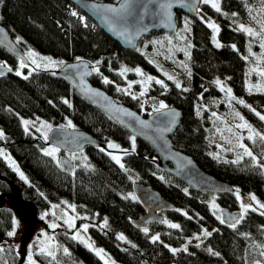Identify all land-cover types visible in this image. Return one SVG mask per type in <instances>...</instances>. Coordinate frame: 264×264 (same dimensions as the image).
Instances as JSON below:
<instances>
[{
  "label": "trees",
  "instance_id": "16d2710c",
  "mask_svg": "<svg viewBox=\"0 0 264 264\" xmlns=\"http://www.w3.org/2000/svg\"><path fill=\"white\" fill-rule=\"evenodd\" d=\"M200 4L202 12L213 16L219 26L217 42H213L212 29L200 17L178 11L179 29L175 33L150 30L138 39L134 49H125L68 0H0V23L20 50L33 49L61 58L63 62L87 59L99 69L98 72L92 69L89 80L142 114L146 113L139 110L136 97L117 88L122 81L121 67L140 66L157 75L156 68L160 65L165 68V62L171 57L180 60L177 73L182 86L177 88L171 80L166 83L165 91L163 87L153 90L168 106L175 105L183 112L181 124L171 140L201 168L231 183L235 190L223 195L192 190L157 166L156 156L147 143L135 138L133 150V136L79 96L53 69L28 66L21 69L20 60L0 47V63L12 69L0 75V130L4 133L0 147L15 162L11 166L0 154V247L4 249L0 252V264H28L22 252L19 254L15 244L8 241L7 233L13 226L14 216L4 201L10 188L34 211L51 203L73 204L85 216L92 241L101 245L117 264L264 263V256L260 255L264 251V215H261L264 209L255 203L252 206L256 211H239L241 201L237 199V195L245 198L251 194L264 204V170L244 154L237 142L239 134L226 131L229 120L213 115L207 107L217 96L213 79H222L232 89V96L245 102L238 103L239 116L228 110L227 117L247 122L254 133L264 134V121L253 111L256 107L264 108V76L261 75L264 71L254 69L255 56L264 60V49L260 47L264 43V0H218L220 12L211 3ZM73 12L77 15H72ZM241 24L252 28L255 35L241 31ZM17 37L21 38L20 43ZM16 71L21 75L17 76ZM105 78L110 83L105 84ZM217 109L224 111L219 105ZM19 116H38L53 125L71 121L77 128L104 140L106 147L115 143L124 167L107 150L85 145L78 150L82 160L72 161V169L65 170L56 157L44 154L41 147L48 145L45 139L40 140L26 131ZM228 134L230 138L226 137ZM248 137L239 139L252 153L264 154V141L259 136L253 135V140ZM20 172L26 179H21ZM134 182L151 186L174 205L175 208L162 212L163 222L143 228L131 225L130 219L143 212L137 198L132 199ZM212 203H218L219 210L241 212L243 219L235 228L221 223L217 219L221 215ZM171 223L180 227L171 228ZM144 228L148 229L147 234ZM204 230L211 235L205 236ZM199 233L202 234L199 242H189L187 250L179 248L173 253L168 246L178 248ZM120 235L125 239H118ZM53 236L52 255L42 254L40 250L34 253L41 264H106L63 228L53 229ZM152 236H159V240L153 242ZM25 240L24 234L21 245Z\"/></svg>",
  "mask_w": 264,
  "mask_h": 264
},
{
  "label": "water",
  "instance_id": "95a60500",
  "mask_svg": "<svg viewBox=\"0 0 264 264\" xmlns=\"http://www.w3.org/2000/svg\"><path fill=\"white\" fill-rule=\"evenodd\" d=\"M68 1L89 16L98 27L115 40L120 47L125 49H134L138 39L150 30L175 33L179 29L177 12L181 11V13L186 15L196 17L201 3V0H172L173 7L167 10L171 13L169 18L164 10L159 9L155 5H149L145 13L140 4L145 3L146 0H137L132 16L122 24L117 23L115 30H113L112 21L114 14L106 12L105 9L110 6L119 7L121 0ZM92 5L97 7L94 8ZM0 29H3V32H0V47L4 48L11 56L18 58L20 61L23 60L27 64V58L23 51L20 50L6 27L1 23ZM121 30L124 31L123 35L119 34ZM138 31L139 35H137ZM68 65H78V67L70 68ZM8 69L9 67H5L0 69V72L5 74ZM53 72L64 80L79 96L108 115L132 136L147 143L156 156L154 162L157 166L174 178L179 179L185 185H189L192 190L196 192L209 191L210 193L222 195L235 191L231 183H226L209 173V171H205L187 152L177 149L173 144L171 136L174 135V131L181 124L183 113L175 105L167 106V108L159 112L155 110L146 114L138 112L127 104L116 100L102 87L93 84L89 80L93 72L91 64L84 58L64 61L63 64L53 69ZM127 113H133L134 116H129ZM141 121H146L149 126H143L140 123ZM166 128H171V131H163ZM47 133L49 139L44 142L60 150L61 153L58 155L57 160L59 165L65 170H71L73 167L72 161L65 156V152L78 151L85 145L106 148L104 140H99L82 128L53 126L52 130H48ZM132 191L143 208V212L139 216L130 219V223L134 227L143 228L150 223L163 222L165 218L162 212L175 208L166 197L149 185L134 182L132 183ZM219 212L221 218L225 220V225H230L233 223V218L241 215V212H232V210L229 211L222 208Z\"/></svg>",
  "mask_w": 264,
  "mask_h": 264
},
{
  "label": "rangeland",
  "instance_id": "374dc122",
  "mask_svg": "<svg viewBox=\"0 0 264 264\" xmlns=\"http://www.w3.org/2000/svg\"><path fill=\"white\" fill-rule=\"evenodd\" d=\"M215 2L218 3V0H215ZM201 7L202 6H200L198 8L197 16L200 18L203 17L204 18L203 22H205L206 24H207V22L216 24L215 21L213 20V16H208L204 12H202ZM214 35L216 37V42H217V38H219L217 36L218 33L213 32V36ZM31 50H33V49H31ZM28 51H29V49L26 50L25 52H23L27 58V64L26 65L28 67H36V65L32 64L31 58H29V56H28ZM33 51H35V50H33ZM35 52L38 53L40 57H51L53 60H55L57 62L62 61L61 58L55 57L53 55L40 53L38 51H35ZM255 58L257 60L256 61L257 63L254 65V69L255 70L257 69L259 72L264 71V66H263L264 60L262 61L257 56H255ZM178 61H180V60H176L175 58L171 57L170 61L165 62V65H166L165 68L163 67V65H160L161 63L158 64L157 66H159V65L160 66L158 68H156V71H157L156 74L157 75H153V74L145 71L140 66H122L120 69V75L123 72V75H121L122 81H121L120 85L118 84L117 88L135 96L137 101H138L139 110L141 112L149 113V112L155 110L156 108L159 107L160 102H163L165 105L168 106L167 102H165L162 97L160 98L159 96H157V93L153 92L154 89L156 90L157 88L161 87L160 85L155 83V79L162 80L164 82V84L167 85L166 83L168 81H171L168 79V75H170L173 77L172 81H174L175 84L177 82H179L180 85L182 86L181 81H180V77L177 73L180 71L179 67L181 64ZM181 62H184V58L181 60ZM38 63H40L42 65L40 68H46V69H55L61 65V64L57 63V65L54 67L53 66L44 67L43 64L46 62L40 61L39 59H38ZM260 63H262V64H260ZM91 68L92 69L95 68L93 64L91 65ZM137 68L141 69L142 74H138L135 71V69H137ZM165 73H167L168 75H165ZM148 76H152L155 79L153 81H148L147 80ZM216 80H219L221 82V84L217 85L215 83ZM213 81H214V85H215V90H217V96L214 98L213 104L207 105V107L209 109H211L213 111V113H216V115H218L219 118H222L224 120L225 119L229 120L226 122V126H225V128L227 127L226 131H229V133H231V132H234L235 134L237 133V134H239V138H241V139H242V137H245V136L254 135V130L252 133H250L248 128L242 127V125H244L247 122H243V121H240L237 119L232 120L231 118L227 117L226 114H227L228 110H232L234 113H238V110H239L237 108V106L239 107L238 101L236 98L232 99V97H234V96H232V92H231V94H229L226 91L221 90V86H223L224 88H229L224 80L214 78ZM256 82L257 81H255L254 84H256ZM257 88H261V87L257 86ZM166 89H167V87L166 88L163 87L164 91ZM141 92H143L144 95H140ZM218 102H220V104H218ZM218 105L220 106V109L224 110L223 112H219V110L217 109ZM255 109H256L255 110L256 112H259L260 114L264 115V108L256 107ZM19 118H20L21 124L24 127V129H25V125L22 123V121L23 120L32 121V123H30L27 126V130H29L32 134H34L35 136L40 138V140L41 139L44 140L43 134L49 130L48 128L43 126L44 124H50L52 127L53 126H60L61 127L62 125H63V127H69L68 123H67L69 121L65 122L62 125H53L51 122H49V121H47L41 117H38V116H34V117L19 116ZM71 124H72V127H70V128L76 127L74 125V123L71 122ZM238 125H241V127H237ZM38 128L40 129V131H37ZM226 137L230 138V135L228 134V136H226ZM239 138L237 139V142L238 143L240 142V144H243L242 140ZM113 144H115V143H113ZM108 145L109 144H107V147L105 148V150H107L111 154V157L112 156L119 157L120 163H121V156L119 153V150H120L119 147L113 149V148H109ZM53 147H55V146L44 144V145H42L41 148H42V150H44V149H51ZM0 152H2L1 155L6 159V161L11 166H13V164L11 162L14 160H13L11 154L8 151L4 150L2 147H0ZM59 153H61V152L58 151L55 153L56 158L58 157ZM253 155L256 157V160H253L254 163L257 165H260L262 167V169L264 170V154L253 153ZM65 156L67 158H69L71 161H75L76 159H79V158L82 160V158H83L82 153L79 151L67 152V153H65ZM81 162H84V161H81ZM251 196L252 195L250 194L249 197H245V198L240 197L241 204L242 203L251 204V205L255 204L256 201H252L250 199ZM4 204L12 210V213L14 216L13 226L10 229V231H12L14 233V235L9 236L8 241L13 242L15 244L16 248L18 249L19 254H21V252H22L23 260L28 262V256L31 255L32 260L35 262V264H41L36 259L34 253L36 251L40 250L41 248H45L46 252H51L53 249V244H54L53 229L63 228L64 230L69 232L72 236H74L76 234V232L79 231L80 232V238L77 240L81 241L86 246L88 243H90L92 245L91 250L96 254H97V250H103L100 253V255H98V256L106 264H117V262H115L112 259L110 254L101 245H98L92 241V239L88 233V229H87V231L83 230L82 226L86 224V218L84 215L78 213L76 211L75 207L74 208L71 207V206H74L73 204L68 203V202H64L61 204L60 203H51L49 206H47L46 208H44L40 211H34L33 210L34 208L30 204L22 203L19 200V198L16 196V194L14 193V190L11 188L6 193V199L4 201ZM213 204L216 205L215 209L217 210V213L220 214V212H219L220 205H218V203L217 204L212 203L211 205H213ZM54 205H55V207H53ZM256 206L259 207V205L257 203H256ZM240 210L243 211L241 206H240L239 211ZM69 217L73 218V222L75 224L74 228H69L68 224L66 223V221L68 220ZM52 224H56L57 227L52 228L50 226ZM24 234L26 236V240L21 245L20 240ZM196 236H199L201 238L202 234L199 233V234L193 235L192 237L190 236L188 239H186V242L182 246H179L178 248L171 246V244H168V246L171 249L181 248V249L185 250V248H186V250H187L190 247L189 242H192V243L199 242L200 239H196L195 238Z\"/></svg>",
  "mask_w": 264,
  "mask_h": 264
},
{
  "label": "snow or ice",
  "instance_id": "6c2138e0",
  "mask_svg": "<svg viewBox=\"0 0 264 264\" xmlns=\"http://www.w3.org/2000/svg\"><path fill=\"white\" fill-rule=\"evenodd\" d=\"M136 3H137V0H121V3H120V5H119V7H111V6H110V7H107V8L105 9L106 12L114 14V19H113V21H112V24H113V30H115V25H116L117 23H121V24H122V23H124L129 17L132 16V14H133V8H134V5H135ZM201 3H203V4H209V3H211V6H212L217 12H220V11H221L219 4L216 3L215 0H201ZM149 5H155V6L158 7L159 9L164 10V11L166 12L167 16L170 18L171 13H170V11H167V10H169V9H171V8L173 7L172 0H166V2H164V0H146L145 3L140 4V7H142V8L144 9V12L146 13L147 10H148V6H149ZM92 7L95 8V7H97V6H96V5H92ZM72 15L75 16V15H77V13H76V12H73ZM141 15H142V14H141ZM233 15H236V14L233 13ZM81 19L83 20V17H81ZM201 19L203 20L204 18L201 17ZM206 22H207V21H206ZM207 24H208V27L211 28V29L213 30L214 33H218V32H219V27H218L216 24H214V23H210V22H207ZM239 28H240L241 31H244V32L248 33L249 36H253V35H255V33L253 32V29L250 28V27H245L243 24H241V25H239ZM185 29L187 30V21L185 22ZM0 32H3V29H0ZM119 34H120V35H123V34H124V31L121 30V31L119 32ZM137 35H139V31L137 32ZM16 41H17V43H20V42H21V38H20V37H17V38H16ZM213 42H216V37H215V35L213 36ZM154 43H155V42H154ZM216 46H217V47H220V44L217 43ZM232 47L235 48V45H233ZM260 47H261L262 49H264V43H261ZM249 51H251V50L249 49ZM28 56H29V58H31L32 64L36 65L37 68H40V67L42 66L40 63H38V59H39L40 61H44V62H46V63L43 64L44 67H49V66H53V67H54V66L57 65V63H59V64H63V63H64L63 61H59V62H57V61L53 60L51 57H40L38 53H36L35 51H33V50H31V49H29V51H28ZM77 59L79 60L80 58H77ZM245 59H246V57H245ZM5 67H7L6 64H4V63H0V69H4ZM19 67H20L21 69H23V68L27 67V65L24 63L23 60H21V61H20V64H19ZM68 67H70V68H75V67H78V65H68ZM93 70H94V71H97V72L99 71V69H96V68H94ZM8 71H12V69L9 68ZM125 71H126V70H125ZM135 71H136L138 74H142L141 69H139V68L135 69ZM2 74H3V72H0V75H2ZM16 75H17V76H20V75H21V72H20V71H16ZM121 75H123V72L121 73ZM165 75H168V74L165 73ZM261 75L264 76V72H261ZM24 78L27 79V76H25ZM154 79H155V78L152 77V76H148V77H147V80H148V81H153ZM168 79H169V80H172L173 77L170 76V75H168ZM103 82H104L105 84L110 83V81H109L107 78H105ZM155 83L158 84V85H160L161 87H164V88L167 87V85H165L164 82H163L162 80L155 79ZM215 83H216L217 85H220V84H221V82H220L219 80H216ZM176 87H177V88L181 87V85H180L179 82L176 83ZM118 90H119V89H118ZM221 90H222V91H226V92L229 93V94H231V91H232L230 88H224L223 86H221ZM185 91H187V89H185ZM140 95H144V93L141 92ZM133 98H135V97H133ZM232 99H235V98L232 97ZM64 103H68V101L65 100ZM238 103H240V104H244L245 102L241 99V100L238 101ZM245 106H246V107H249V106H247V105H245ZM165 108H167V105H165L163 102H160L159 107L156 108L155 111L159 112L160 110L165 109ZM253 111H255V110H253ZM127 114H128L129 116H134L133 113H127ZM165 114L167 115V113H165ZM213 115H215V113H213ZM236 115L239 116V113H237ZM256 115L259 117L260 120L264 121V115L260 114L259 112H256ZM240 118L243 119V117H240ZM137 119H138V118H137ZM22 123L25 125V130L27 131V126H28L30 123H32V121H29V120H23ZM140 123H141L143 126H145V127H148V126H149L148 123H147L146 121H141ZM43 126L46 127V128H48L49 131L52 130V126H51L50 124H44ZM68 126H69V127H72L71 121L68 122ZM61 127H63V125H62ZM237 127H241V125H238ZM242 127L248 128V130H249L250 133L253 132V130L251 129V126L248 125L247 123H245L244 125H242ZM37 131H40V129L38 128ZM163 131H171V128L163 129ZM254 135H255V136H259L260 140H261V141H264V134L254 133ZM3 136H4L3 131H0V138H2ZM43 138H44L46 141L49 139V137H48V133H47V132H45V133L43 134ZM248 139H249V140H253V135H249ZM131 140H132L133 150H134V147H135V137H134V136L131 137ZM254 142H255V141H254ZM239 146H240L241 148L244 149V154H245V155L251 157L253 160H256V157L253 155L252 151L249 150L248 147H246L244 144H240ZM108 147H109V148H113V149H115V148H117L118 146H117L116 144L109 143ZM100 150H101V151H104L103 148H101ZM43 151H44V154H45V155L55 158V153L58 152L59 149H58L57 147H53V148H51V149H44ZM0 154H2V152H0ZM73 158H74V157H73ZM112 159L115 160L117 164H120V167H121V168L124 167V165L120 163V158H119V157H117V156H112ZM235 162H236V161H233V163H235ZM11 163L13 164V166L15 165V162H14V161H12ZM57 163L59 164V161H57ZM15 170H16L17 172H19V168H18V167H16ZM20 177H21V179H26V177L24 176V174H23L22 172H20ZM185 191H187V190H185ZM237 192H238V190H237ZM135 198H136L135 196H132V199H135ZM237 199H240L239 195H237ZM250 199H251L252 201H256V203L259 205V208H260V209H264V204H261L259 201H257V199H256V197H255L254 195H252V196L250 197ZM53 207H55V205H54ZM71 207L74 208L75 206H71ZM213 207H216V205L213 204ZM241 207H242V209H243L245 212H247L249 209H251L252 211H256V210H257V209H256L255 207H253L251 204H244V203H242V204H241ZM185 215H186V213H185ZM261 215H264V212H261ZM217 219H220L221 223H225V220L222 219L221 217H217ZM242 219H243V214H241L239 217H235V218H233V223L230 224V227L235 228V227H236V224H238V223L240 222V220H242ZM165 222H166V221H165ZM66 223L68 224V227H69V228H74V227H75V224H74V222H73V218H72V217H69L68 220L66 221ZM106 224H107V221L105 220V225H106ZM50 226H51L52 228L57 227L56 224H52V225H50ZM169 227L175 229V228H179L180 225L175 224V223H171V224H169ZM82 228H83L84 231H87L88 225L85 224V225L82 226ZM143 231L147 234L148 229H147V228H144ZM203 234H204L205 236H210V235H211V233L208 232L207 230H204V233H203ZM7 235H8V236H13L14 233H13L12 231H9V232L7 233ZM72 238H73V239H79V238H80V232L77 231L76 234H75ZM195 238H196V239H200L199 236H196ZM118 239H120V240H124L125 237H124L123 235H120V236H118ZM157 240H159V236H152V241H153V242H155V241H157ZM87 246H88L90 249L92 248V245H91L90 243H88ZM133 247H135V245H133ZM165 247H168V246L165 245ZM262 247H264V246H262ZM185 250H186V248H185ZM2 251H4V249H3V247H0V252H2ZM64 251L67 252V249H65ZM102 251H103V250H97V255H100V253H101ZM171 251H172L173 253H175V252L179 251V249H171ZM209 251H211V250H209ZM40 252L43 254V253L46 252V249H45V248H41V249H40ZM214 254H215V255H219L218 253H214ZM47 255H52V252H47ZM260 255H261V256H264V251H261V252H260ZM28 264H35V262L32 260V256H31V255L28 256ZM256 264H261V262H260V261H256Z\"/></svg>",
  "mask_w": 264,
  "mask_h": 264
}]
</instances>
